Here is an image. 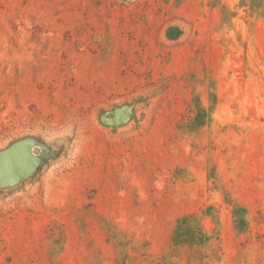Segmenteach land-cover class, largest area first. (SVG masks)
<instances>
[{"label":"rangeland","instance_id":"obj_1","mask_svg":"<svg viewBox=\"0 0 264 264\" xmlns=\"http://www.w3.org/2000/svg\"><path fill=\"white\" fill-rule=\"evenodd\" d=\"M0 264H264V0H0Z\"/></svg>","mask_w":264,"mask_h":264}]
</instances>
